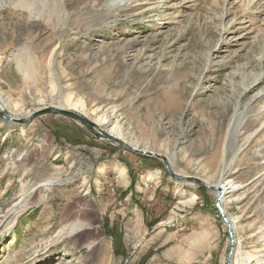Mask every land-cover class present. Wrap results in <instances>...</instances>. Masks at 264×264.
<instances>
[{
	"label": "rangeland",
	"instance_id": "1",
	"mask_svg": "<svg viewBox=\"0 0 264 264\" xmlns=\"http://www.w3.org/2000/svg\"><path fill=\"white\" fill-rule=\"evenodd\" d=\"M64 2L0 0V110L75 111L226 184L232 264H264V0ZM229 247L216 193L162 159L63 114L0 115V264H226Z\"/></svg>",
	"mask_w": 264,
	"mask_h": 264
},
{
	"label": "water",
	"instance_id": "2",
	"mask_svg": "<svg viewBox=\"0 0 264 264\" xmlns=\"http://www.w3.org/2000/svg\"><path fill=\"white\" fill-rule=\"evenodd\" d=\"M46 113H59V114L69 116V117L75 119L76 121L82 123L83 125L87 126L98 137H102L105 139L115 141L118 144H120V145H122V146L136 152V153H140V154L151 156V157L160 158L163 160L167 171L169 172V174L173 178H175L179 181L196 182V183H199L200 185L210 189L211 191H214L216 193V206L218 208L220 215L222 216V219H223L224 224L227 228L229 238H230V247H229V251L227 254V258H226V264H232V260H233L235 250H236V238H235L234 226H233L232 220L230 219V217L228 216V214L226 213V211L222 207V201L226 195V190L221 185L212 184V183H210V182H208V181H206L200 177H197V176L180 174L178 172L173 171L171 169V165H170V162L168 161L167 157H165L159 153L147 150V149L137 148V147L131 145L130 143L118 138L117 136L105 131L102 127H100L96 123H94L93 120H91V119L87 118L86 116H83L82 114L77 113L75 111H71V110H68L65 108H61V107L48 106V107H44L42 109H38L36 111H33V112L29 113L27 116H25L24 118H15L7 110H3V109L0 110L1 117H3L4 119H8L9 121L17 122V123H28L33 118H35L36 116L41 115V114H46Z\"/></svg>",
	"mask_w": 264,
	"mask_h": 264
},
{
	"label": "bare ground",
	"instance_id": "3",
	"mask_svg": "<svg viewBox=\"0 0 264 264\" xmlns=\"http://www.w3.org/2000/svg\"><path fill=\"white\" fill-rule=\"evenodd\" d=\"M80 1V0H79ZM99 3H102V2H99ZM259 3V1H258ZM40 8V7H39ZM65 10H68V5H66V3L64 2V0H46V11H65ZM69 11V10H68ZM110 11V10H109ZM238 31V30H237ZM256 43V42H255ZM254 44V43H253ZM255 45V44H254ZM174 90V89H173ZM0 107H2L0 105ZM3 110H7L5 109L4 107L1 108ZM84 116V115H83ZM97 122V121H96ZM94 122V123H96ZM101 122V120H100ZM98 123V122H97ZM96 123V124H97ZM98 126H100V124L98 123L97 124ZM101 127V126H100ZM116 127V126H115ZM113 131V130H112ZM108 132V131H107ZM121 139V138H120ZM125 141V140H124ZM168 161L170 162V159H168ZM170 165H171V162H170ZM171 169L173 171H175L173 168H172V165H171ZM120 171L125 173V170L120 168ZM175 172H178V171H175ZM179 173V172H178ZM124 175V174H123ZM58 179V178H57ZM56 182V178L55 179H49L47 180L46 182H43L40 184L41 187H46V188H51V186H53V184H55ZM230 183V182H229ZM25 185V184H24ZM224 186H222L225 190H226V194L228 193V187L226 184H223ZM23 201H28L27 198H29V196H26V197H23ZM224 199V198H223ZM223 203V201H222ZM27 204H25L22 208H27ZM223 207V206H222ZM23 209V210H24ZM18 215V214H17ZM18 217V216H17ZM16 219V218H15ZM69 221V220H68ZM86 225L84 223H82L79 218L75 219L74 221L72 222H68V223H65V225L62 227V229L60 230V235H63V233L65 232H69L70 234H75L77 233L78 231L81 232V230L85 229ZM88 247H92L91 244L88 243ZM93 256V255H92ZM233 261V260H232Z\"/></svg>",
	"mask_w": 264,
	"mask_h": 264
},
{
	"label": "trees",
	"instance_id": "4",
	"mask_svg": "<svg viewBox=\"0 0 264 264\" xmlns=\"http://www.w3.org/2000/svg\"><path fill=\"white\" fill-rule=\"evenodd\" d=\"M104 228H105L106 233L109 236H112L114 240V250H115L116 255L123 254L124 242H123L122 235L118 233V231H116L114 227L110 226L109 219H106L104 223ZM148 258H149V254L142 257L141 264H145Z\"/></svg>",
	"mask_w": 264,
	"mask_h": 264
},
{
	"label": "crops",
	"instance_id": "5",
	"mask_svg": "<svg viewBox=\"0 0 264 264\" xmlns=\"http://www.w3.org/2000/svg\"><path fill=\"white\" fill-rule=\"evenodd\" d=\"M173 250L170 251V254L172 253ZM170 254L168 253L167 255H164V256H170Z\"/></svg>",
	"mask_w": 264,
	"mask_h": 264
}]
</instances>
